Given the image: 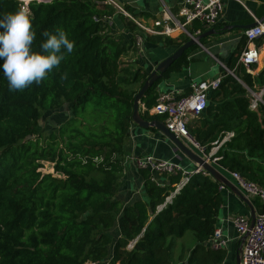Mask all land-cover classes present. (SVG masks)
<instances>
[{
  "label": "trees",
  "instance_id": "1",
  "mask_svg": "<svg viewBox=\"0 0 264 264\" xmlns=\"http://www.w3.org/2000/svg\"><path fill=\"white\" fill-rule=\"evenodd\" d=\"M23 1L0 0V18L22 8ZM102 2L30 1L33 50L42 51L45 32L58 30L74 42V50L65 53L44 81L23 91H10L0 69V264H104L110 251L109 264H222L224 250L207 247L221 204V184L210 176L193 175L171 204L156 213L180 175L157 178L162 187L139 169L146 201L122 208L114 200L122 149L133 124L134 96L147 77L137 72L130 78V70L122 69L127 64L120 61L124 47L102 34L105 26L93 20L112 12ZM213 31L221 35L228 30ZM244 45L242 40L226 68L246 88L224 73L219 89L208 96L201 120L188 131L206 152L225 132H234L216 152L217 165L264 187V66L255 77L246 73L238 64ZM195 47L148 89L140 101L147 109L155 104L160 81L186 64ZM256 88H263V104L251 111L247 89ZM64 105L70 111L67 121L42 140L41 113ZM140 117L164 122L147 113ZM44 162L52 164L54 175L40 172ZM115 227L119 236L113 239ZM187 232L196 243L185 258H175L176 241ZM136 238L134 248L126 251Z\"/></svg>",
  "mask_w": 264,
  "mask_h": 264
},
{
  "label": "crops",
  "instance_id": "2",
  "mask_svg": "<svg viewBox=\"0 0 264 264\" xmlns=\"http://www.w3.org/2000/svg\"><path fill=\"white\" fill-rule=\"evenodd\" d=\"M113 1L135 19L148 24L150 21L159 18L165 9L173 16H176L179 2V0ZM102 4L105 5L103 2ZM107 7L112 12L105 16L109 19V22L104 25L102 34L109 36L114 41L120 42L124 47L125 51L120 61L128 64L126 68L130 70L129 74L135 75L137 72H140L141 76L148 77L157 65L172 55L179 46H182L180 44H183L185 40V37L180 34H175L174 37L167 39L164 37H147L148 40H144L141 54L138 56L139 52L134 46L133 38L135 35H140L141 32H138L130 20L122 17L111 6ZM110 10L106 9L107 12ZM255 20L264 24V0H224L223 14L215 27L222 29L233 28L227 29L228 31L221 35H212L201 40L198 46L196 45L194 49L188 52L186 64L182 63L180 69L173 68L168 77L158 84L156 93L175 91L177 96H185L190 93L189 86L192 82L210 80L222 76L224 69H227L226 64L229 58L236 51L240 42L242 40L245 42V45L239 51L240 53L247 45L243 37V32L246 29H239V27L253 26L256 24ZM195 25L189 27L190 32L193 31ZM166 40L170 42L166 44ZM255 46L261 56L259 66L252 68L256 76L264 66V43L261 40H257ZM134 51H137V54ZM213 72L215 73L212 74ZM136 85L140 86V83ZM139 114L142 115L140 111ZM65 122L66 120H63V124ZM144 157L176 162L187 172L193 171L196 167L193 162L176 151L175 147L159 132L143 130L132 124L130 136L122 149V156L120 158L122 172L117 182L114 196V200L122 208L130 206L137 201H146L143 194L142 171L137 168L135 163L136 158ZM218 170L227 181L235 186L228 172L223 171L221 168ZM238 191L241 193L240 190ZM220 197L221 204L216 216L214 229L221 230L226 239L222 264H236L240 240L231 220L235 216H240L248 218L251 221V218L256 217L259 213L260 203L256 199H247L243 195L248 200V204L246 205L235 193L227 188L220 191ZM118 236L119 233L117 227H115L112 231V238L114 237L113 239H115ZM191 249L187 254H189ZM110 258L111 251L107 263Z\"/></svg>",
  "mask_w": 264,
  "mask_h": 264
},
{
  "label": "built area",
  "instance_id": "3",
  "mask_svg": "<svg viewBox=\"0 0 264 264\" xmlns=\"http://www.w3.org/2000/svg\"><path fill=\"white\" fill-rule=\"evenodd\" d=\"M30 1L33 0L24 1L22 8H27V4ZM36 1L47 2L50 0ZM103 1L104 4L111 6L122 17L130 20L137 31L141 32L140 35H135L133 38L134 46L139 52L138 56H140L144 45V36L172 38L175 34H180L185 39L190 40L214 28L222 17L224 0H179L176 16H173L165 9L159 18L150 21L149 24L132 17L115 1ZM93 20L103 25L109 22L107 17L101 19L93 18ZM255 22V26L243 32L247 45L238 57V64L243 66L246 73L251 77H255L252 68L258 66L261 61L260 52L256 48L255 42L261 40L264 43V24L259 23L257 20ZM194 24L198 28L190 32L189 27ZM224 73L230 74L232 77L234 76L233 72L227 69H224ZM224 73L222 76L214 79L192 82L189 86L190 93L185 96H177L175 91L158 93L155 104L150 109L139 103V111L142 114L147 113L149 116L162 117L164 119L163 124L168 132L211 166H217L220 158L216 157V152L224 143L234 137V132H225L220 140L211 144L209 152H206L205 147L189 133L188 126L192 121L199 119L204 114L208 106V96L211 92L219 89ZM247 92L250 99L249 109L256 111L258 106L263 104V88H256L254 91L247 89ZM135 163L138 169H144L149 172L150 181L157 186H164L163 183L158 181L157 178L159 177L180 175L179 182L173 186V190L165 198L163 204L156 208V213L160 212L166 205L171 204L172 200L188 184L193 175L199 173L208 175L199 167H195L193 171L187 172L176 162L160 161L152 157L136 158ZM222 170L228 172L230 179L235 183V187L247 199H256L260 203L259 213L256 215L251 228L248 218L235 216L231 222L240 240L241 264H264V187L245 179L236 172ZM51 174L54 175L53 170ZM225 189L223 185L219 186V191ZM137 240L138 238L128 242L125 250L131 251ZM207 242L208 247L212 250H224L226 247V239L219 229H214ZM106 264H109V262Z\"/></svg>",
  "mask_w": 264,
  "mask_h": 264
},
{
  "label": "clouds",
  "instance_id": "4",
  "mask_svg": "<svg viewBox=\"0 0 264 264\" xmlns=\"http://www.w3.org/2000/svg\"><path fill=\"white\" fill-rule=\"evenodd\" d=\"M31 16L28 8H20L0 18V69L10 91H23L33 83L39 85L75 47L65 31L58 30L56 34L45 32L42 51H34Z\"/></svg>",
  "mask_w": 264,
  "mask_h": 264
},
{
  "label": "water",
  "instance_id": "5",
  "mask_svg": "<svg viewBox=\"0 0 264 264\" xmlns=\"http://www.w3.org/2000/svg\"><path fill=\"white\" fill-rule=\"evenodd\" d=\"M253 26L239 27V29H249ZM231 28L233 27H229L227 29H231ZM214 34L215 32L213 30H209L194 39H190L188 42L180 46L172 55H170L168 58H166L165 60H163L161 63L157 65V67L153 70V72H151L148 75L146 81L143 83V85L141 86L137 94L134 96L131 119H132V123L140 129H143V130H148L150 128L155 129L175 147L176 151L183 154L187 159L193 162L196 165V167H199L201 170L207 173L214 181L220 183L225 188L235 193V195L238 196L247 205L248 200L243 197V195L236 189L234 185H232L229 181H227L211 165L207 164L203 159H201L199 156H197L191 150H189L181 141L176 139L174 135L169 133L168 130L165 128V125L162 122L157 121V120L151 121V122L144 121L141 119L140 114H139V103L141 99L144 97L145 93L148 91V89L152 87V85L161 78V76L172 66V64L175 61H177L183 55V53L186 50H188L189 48L193 46H196V45L198 46L200 40L207 38L209 36H212ZM233 78L237 82L242 84L235 76H233ZM28 139H31V137H28ZM254 219L255 217L251 218L250 228L253 225ZM236 264H241V249H239L237 253Z\"/></svg>",
  "mask_w": 264,
  "mask_h": 264
},
{
  "label": "rangeland",
  "instance_id": "6",
  "mask_svg": "<svg viewBox=\"0 0 264 264\" xmlns=\"http://www.w3.org/2000/svg\"><path fill=\"white\" fill-rule=\"evenodd\" d=\"M24 2V1H23ZM24 4V3H23ZM146 41V37H143V41ZM134 53L137 54V51ZM261 63V62H260ZM259 63V64H260ZM127 64L122 65V69L126 68ZM130 65V64H129ZM259 66V65H258ZM213 72L212 74H214ZM134 75L129 74V77L132 78ZM239 79V78H238ZM240 80V79H239ZM163 81V80H162ZM160 81V83H162ZM237 82V81H236ZM237 84L240 86V83L237 82ZM135 89H139V86L135 84ZM68 116H70V111L67 105H64L63 108L59 110H54V111H48V112H42L41 113V118L39 121V126H38V132L40 134V137H42V140L46 139L51 132L55 133L57 131V128L63 124V120L67 121ZM201 119H197L192 121L188 128L191 129L194 127V125L197 124ZM52 164L49 163H42V167L40 168V172L42 174H51L52 169ZM212 167L219 172V166L217 165H212ZM196 240L191 232H187L182 239H179L176 241V250L174 253L175 258L178 256H182L181 258H185L187 256L188 251L195 245ZM107 263V260L104 262V264ZM86 264H91V263H86Z\"/></svg>",
  "mask_w": 264,
  "mask_h": 264
},
{
  "label": "bare ground",
  "instance_id": "7",
  "mask_svg": "<svg viewBox=\"0 0 264 264\" xmlns=\"http://www.w3.org/2000/svg\"><path fill=\"white\" fill-rule=\"evenodd\" d=\"M260 60H261V56H260Z\"/></svg>",
  "mask_w": 264,
  "mask_h": 264
}]
</instances>
